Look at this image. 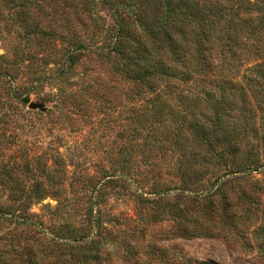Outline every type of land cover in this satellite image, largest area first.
Returning <instances> with one entry per match:
<instances>
[{"label":"rangeland","instance_id":"rangeland-1","mask_svg":"<svg viewBox=\"0 0 264 264\" xmlns=\"http://www.w3.org/2000/svg\"><path fill=\"white\" fill-rule=\"evenodd\" d=\"M219 1L254 26L252 6L264 4ZM142 3L0 0V264H264L261 238L224 228L217 199L214 208L195 200L194 189L225 169L190 170L199 149L172 144L174 135L145 148L152 158L138 147L150 94H139L113 51L112 6L149 12ZM179 116L165 113L164 123ZM250 182L240 188L262 208L264 184L258 192Z\"/></svg>","mask_w":264,"mask_h":264},{"label":"trees","instance_id":"trees-1","mask_svg":"<svg viewBox=\"0 0 264 264\" xmlns=\"http://www.w3.org/2000/svg\"><path fill=\"white\" fill-rule=\"evenodd\" d=\"M142 4L150 11L112 6L117 25L113 51L121 55L122 71L139 86V94H150V107L141 104L144 113L138 120L145 123L142 132H135L144 141L137 146L152 158L145 148L163 149L165 137L174 135L172 144L187 140L198 152L202 150L190 170L204 164L213 166L218 175L222 168L225 173L208 188L200 179L205 184L194 189L195 200L214 208L217 199L226 212L224 228L247 241L249 236L259 237L264 248V203L260 208L240 188L241 182L251 181L246 187L260 192L264 184L254 179L255 173L264 172L260 152L264 149V4L252 6L259 14L256 26L250 19L237 21L238 15L219 0H143ZM249 40L252 45L246 43ZM166 93L171 100L162 97ZM165 113L180 116L164 123ZM162 130L167 134L161 140L155 134ZM177 163L184 166L180 157ZM115 180L117 176L108 181ZM95 185L92 194H102ZM96 211L92 207L98 223L103 215ZM181 223L183 227L189 223L186 216Z\"/></svg>","mask_w":264,"mask_h":264},{"label":"water","instance_id":"water-1","mask_svg":"<svg viewBox=\"0 0 264 264\" xmlns=\"http://www.w3.org/2000/svg\"><path fill=\"white\" fill-rule=\"evenodd\" d=\"M32 108H34V107H32ZM36 108H38V107H35V109H36Z\"/></svg>","mask_w":264,"mask_h":264}]
</instances>
